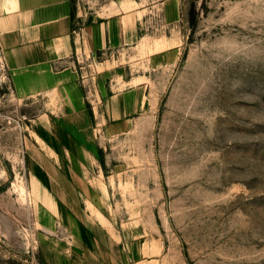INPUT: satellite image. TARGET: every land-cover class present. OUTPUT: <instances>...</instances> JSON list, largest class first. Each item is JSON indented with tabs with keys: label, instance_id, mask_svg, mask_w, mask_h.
I'll list each match as a JSON object with an SVG mask.
<instances>
[{
	"label": "rangeland",
	"instance_id": "1",
	"mask_svg": "<svg viewBox=\"0 0 264 264\" xmlns=\"http://www.w3.org/2000/svg\"><path fill=\"white\" fill-rule=\"evenodd\" d=\"M71 4L75 32L125 11L138 18L133 44L79 64L92 113L98 85L146 88L131 128L94 140L100 223L149 264H264V0ZM161 50L165 63L151 56ZM48 102L19 99L0 55V264H44L24 162Z\"/></svg>",
	"mask_w": 264,
	"mask_h": 264
},
{
	"label": "crops",
	"instance_id": "2",
	"mask_svg": "<svg viewBox=\"0 0 264 264\" xmlns=\"http://www.w3.org/2000/svg\"><path fill=\"white\" fill-rule=\"evenodd\" d=\"M71 10L70 0H0V55L13 92L22 100L49 101L35 119L24 162L40 223L37 254L44 264H149L157 259L125 246L100 223L97 214L108 221L102 199L107 189L90 180L97 133H126L146 88L128 80L126 88L104 94L98 85L100 106L92 113L77 64L86 53L133 44L138 18L125 11L75 32ZM164 51L151 56L162 61L169 56L158 55Z\"/></svg>",
	"mask_w": 264,
	"mask_h": 264
},
{
	"label": "bare ground",
	"instance_id": "3",
	"mask_svg": "<svg viewBox=\"0 0 264 264\" xmlns=\"http://www.w3.org/2000/svg\"><path fill=\"white\" fill-rule=\"evenodd\" d=\"M156 46H157V48H159L160 44H157ZM154 48H156V47H154ZM20 196L26 201L27 191L23 187H20Z\"/></svg>",
	"mask_w": 264,
	"mask_h": 264
},
{
	"label": "trees",
	"instance_id": "4",
	"mask_svg": "<svg viewBox=\"0 0 264 264\" xmlns=\"http://www.w3.org/2000/svg\"><path fill=\"white\" fill-rule=\"evenodd\" d=\"M71 1V0H70ZM70 17H71V21H73L74 19V13H73V9L71 10V14H70ZM99 151V150H98ZM100 152V151H99ZM100 165L102 166V164L100 163Z\"/></svg>",
	"mask_w": 264,
	"mask_h": 264
},
{
	"label": "built area",
	"instance_id": "5",
	"mask_svg": "<svg viewBox=\"0 0 264 264\" xmlns=\"http://www.w3.org/2000/svg\"><path fill=\"white\" fill-rule=\"evenodd\" d=\"M77 64H78V65L80 64V62H79L78 60H77ZM79 69L81 70L82 68L79 66ZM82 79H83V76L80 75V80L82 81ZM82 84H84L83 81H82Z\"/></svg>",
	"mask_w": 264,
	"mask_h": 264
}]
</instances>
